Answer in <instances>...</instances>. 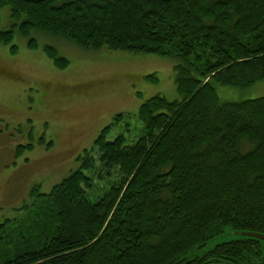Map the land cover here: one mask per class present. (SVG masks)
<instances>
[{
    "label": "trees",
    "instance_id": "1",
    "mask_svg": "<svg viewBox=\"0 0 264 264\" xmlns=\"http://www.w3.org/2000/svg\"><path fill=\"white\" fill-rule=\"evenodd\" d=\"M6 7L14 24L0 45L12 52L19 33L31 50L40 34L85 52L173 59L181 100L145 101L135 144L109 141L116 116L77 171L48 194L35 186L25 215L0 223V264H264V242L250 237L202 254L229 232L264 235V97L224 103L217 92L264 82V0H0ZM114 172L93 201L97 179Z\"/></svg>",
    "mask_w": 264,
    "mask_h": 264
},
{
    "label": "rangeland",
    "instance_id": "2",
    "mask_svg": "<svg viewBox=\"0 0 264 264\" xmlns=\"http://www.w3.org/2000/svg\"><path fill=\"white\" fill-rule=\"evenodd\" d=\"M0 14V31L10 30L14 22L9 7ZM32 38L39 49L31 50L29 39L19 33L13 42L17 52L0 45V223L25 215L35 186L48 194L77 171L79 158L92 150L116 116L122 114L124 119L109 141L123 135L135 144L143 134L137 115L145 101L159 95L170 102L181 100L173 59L91 53L64 40L40 34ZM45 47L69 61L67 68H57ZM217 92L224 103L259 99L264 97V82L245 91L218 87ZM28 145L34 148L17 157L18 147ZM119 177L118 172L99 177L89 192L91 199L101 198ZM239 238L226 233L204 250Z\"/></svg>",
    "mask_w": 264,
    "mask_h": 264
},
{
    "label": "water",
    "instance_id": "3",
    "mask_svg": "<svg viewBox=\"0 0 264 264\" xmlns=\"http://www.w3.org/2000/svg\"><path fill=\"white\" fill-rule=\"evenodd\" d=\"M243 236L259 239L264 242V235L256 234V233H244Z\"/></svg>",
    "mask_w": 264,
    "mask_h": 264
},
{
    "label": "flooded vegetation",
    "instance_id": "4",
    "mask_svg": "<svg viewBox=\"0 0 264 264\" xmlns=\"http://www.w3.org/2000/svg\"><path fill=\"white\" fill-rule=\"evenodd\" d=\"M207 248V247H206ZM210 249L208 248V250H204V252L202 253L203 255L206 253V252H208ZM201 256L202 255H200V253H199V255H197V256H195L194 258H193V261H197L198 262V259H200L201 258ZM196 258V259H195ZM195 259V260H194ZM220 262L221 263H223V259L222 260H220ZM188 264H190V263H188Z\"/></svg>",
    "mask_w": 264,
    "mask_h": 264
},
{
    "label": "bare ground",
    "instance_id": "5",
    "mask_svg": "<svg viewBox=\"0 0 264 264\" xmlns=\"http://www.w3.org/2000/svg\"><path fill=\"white\" fill-rule=\"evenodd\" d=\"M241 232V231H240Z\"/></svg>",
    "mask_w": 264,
    "mask_h": 264
}]
</instances>
